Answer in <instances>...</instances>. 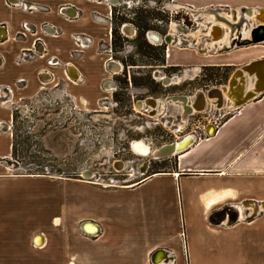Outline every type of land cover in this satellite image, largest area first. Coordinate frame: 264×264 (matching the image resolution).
<instances>
[{
    "label": "crops",
    "instance_id": "crops-1",
    "mask_svg": "<svg viewBox=\"0 0 264 264\" xmlns=\"http://www.w3.org/2000/svg\"><path fill=\"white\" fill-rule=\"evenodd\" d=\"M118 4L0 0V167L4 161L7 170L14 167L7 160L12 140L6 129L16 99L35 96L53 83L62 84L80 105L112 95L117 67L101 45L111 42L112 10ZM170 6L166 9L188 10L196 28L186 47L182 37L172 35L167 65L193 77L204 67L231 71L226 83L194 90L190 103L180 107L183 123L191 116L183 106L194 102L203 110L205 98L201 104L198 92L205 95L207 122L196 127L200 137L180 140L194 138L173 156L176 170L131 185L1 171L0 264H264V42L229 51L214 48L238 32L245 39L262 36L264 0H172ZM205 18L213 20L208 25L222 26L224 35L220 29L212 35V27L205 34ZM245 67L256 70V83L246 88L240 82L236 95L227 96V104L234 105L217 107V97L210 103L216 99L210 91H229L232 77L243 75ZM260 87L235 106L243 94Z\"/></svg>",
    "mask_w": 264,
    "mask_h": 264
},
{
    "label": "rangeland",
    "instance_id": "rangeland-1",
    "mask_svg": "<svg viewBox=\"0 0 264 264\" xmlns=\"http://www.w3.org/2000/svg\"><path fill=\"white\" fill-rule=\"evenodd\" d=\"M145 5L156 10H166L172 17L179 13L178 18L170 22L166 36L154 32L162 38L168 35L182 37L184 47L189 44L190 39L187 37L195 32L196 25L188 10L171 11L166 9L172 7L170 2L160 7L152 0H122L117 7L121 11L125 7L127 11ZM209 22V18L203 21V25L208 28L205 34L210 31ZM152 23L164 27L160 21L154 20ZM128 29L127 32L131 33L125 36L133 40L137 30L132 24H128ZM162 43L165 42L151 44ZM101 49L122 66L117 73L112 71L111 79L115 83L112 95L95 104L80 105L65 92L62 84L54 86L53 83L35 96L16 99L11 105L12 120L6 130L12 146L15 139L18 154L13 157L11 151L7 160H12L15 166L7 170V162L4 161L0 172L5 171L11 175L84 177L92 178L102 185L122 186L137 183L156 172L169 171L175 157L161 158L156 162L153 160L155 155L135 154L131 144L146 140L155 150H160L166 144L180 141L194 131H197L199 138L200 132L196 127H202L207 122L202 118L206 117L202 113L206 107L200 112L194 110L195 115L186 119L184 117L181 123L180 107L186 103L175 100L167 102L166 99L185 95L190 103L194 90H207L208 85H222L231 74L230 70L202 71L198 77H193L189 70L168 72L164 68L147 65L146 60L136 54L132 43L127 44L123 52L117 53L118 59L112 55L111 42L102 44ZM173 55L177 56V52H173ZM131 57L138 65L127 67L129 78L144 77L150 73L155 82L161 85V92L152 94L147 88L132 85L128 89L121 88L115 77H123L122 60L128 61ZM114 93L119 94L121 102L114 100ZM150 97L161 100L157 107L146 103ZM212 100L210 103H215ZM230 105L228 103L226 106ZM210 110L207 109V116H210ZM119 162H124L125 166L120 168Z\"/></svg>",
    "mask_w": 264,
    "mask_h": 264
},
{
    "label": "trees",
    "instance_id": "trees-1",
    "mask_svg": "<svg viewBox=\"0 0 264 264\" xmlns=\"http://www.w3.org/2000/svg\"><path fill=\"white\" fill-rule=\"evenodd\" d=\"M151 1V0H148ZM155 1L160 7L164 6V4L171 2L172 0H152ZM125 7L123 11H121L117 5L113 7L112 10V38H111V52L115 59H118L117 53L123 52L127 44L132 43V45L136 49V54L145 59L147 65L150 66H158L164 68L168 72L171 71L173 73L179 72L182 70L179 66H168L166 63V43H162L161 45H153L147 40V33L150 31H158L161 35L166 36L168 34L169 24L173 19L178 18L179 13L172 17L170 13L166 10H156L151 8L149 5H145L144 7L137 9H129L125 12ZM160 21L164 24V27H158L154 25L152 22ZM125 24H132L136 30V36L133 40H130L122 33V27ZM124 65L123 77H115L116 82L123 89H128L130 85L134 87H142L147 88L148 91L152 94H156L161 92V85L156 83L152 78V75L146 74L144 77H133L129 78L128 76V66H137V61H135L132 57L130 60L125 61L122 60ZM220 71V70H230L229 67H204L202 71ZM208 76V75H206ZM114 100L116 102H121L118 93H114ZM15 119V115L13 116ZM17 147L14 139L12 146V155L13 157L17 156ZM177 169V161L175 159L173 166L170 170ZM168 172V171H160Z\"/></svg>",
    "mask_w": 264,
    "mask_h": 264
},
{
    "label": "water",
    "instance_id": "water-1",
    "mask_svg": "<svg viewBox=\"0 0 264 264\" xmlns=\"http://www.w3.org/2000/svg\"><path fill=\"white\" fill-rule=\"evenodd\" d=\"M120 1H122V0H112V3H114V4H118ZM210 23H213V20H212V22H210ZM245 27H248V26H245ZM128 28V24H125L123 27H122V33L123 34H127L126 33V31L128 30L127 29ZM236 34H238V35H230V37H233V39L232 40H230L228 43H226L223 47H221V48H218V44H214V48L217 50V51H229V50H231V49H233V48H235V47H243V46H247V45H255V44H258V43H261V42H264V34L262 35V36H260V35H256V34H253L252 35V38L251 39H245L244 38V34L243 33H241V34H239V32L238 33H236ZM146 37H147V39L149 40V37H148V33H147V35H146ZM161 37V36H160ZM172 38H174L172 35H168L166 38H162L161 37V42H165L166 44H168V45H170V44H172L173 42H172ZM175 40V39H174ZM217 43V42H216ZM111 62L113 63V64H116V66L117 67H119V70L121 69V64H117V63H115V61L114 60H111ZM254 63H252L251 65H253ZM250 65V66H251ZM249 67V66H248ZM118 70V71H119ZM242 73H243V75L241 74V73H237V74H235L233 77H232V80H231V88H230V90L228 91V95H230V93H233V94H231L230 96L232 97V96H234V95H236L235 94V92H234V90L235 91H238V89L237 88H239V85H240V82H242V83H244L245 82V80H244V74H250L251 75V73H250V71L248 70V68H244L242 71H241ZM258 88V87H257ZM261 89H262V87H260L259 88V90H257V91H254V92H249V93H245V94H243L242 96H241V98H242V101H244V102H246L247 100H249V99H251L250 97H254V95H256V93L257 92H259V91H261ZM212 91H214V90H211L210 91V93H209V95H210V97H212L211 96V92ZM231 91V92H230ZM198 96L200 97V98H203V93L202 92H198ZM218 98H220V97H218ZM153 98L152 97H150V98H148L147 99V101H151ZM167 102H170L171 100H176V101H184V102H188V98L186 97V96H178V97H168L167 99ZM237 102H239V101H235L234 103H235V106H240V105H242L244 102H242L241 104H239V103H237ZM186 111H187V113L188 114H191L193 111H192V107L191 106H186ZM142 140H140V141H134L132 144H131V148H132V146H133V144H135V143H138V142H141ZM175 143V142H174ZM174 143H170V144H166L165 146H167V145H171L170 147H168V149L167 150H164V151H162V152H160L158 155H157V157H159V158H167V157H170L172 154H174L175 152L176 153H180V152H182L183 150H185V149H183V150H181V151H178L177 150V148H182V147H184L185 146V144L187 143V141H184V140H182L181 142H178L177 144H174ZM164 152H165V154H164ZM8 163H12V160H8ZM14 166H15V164H13Z\"/></svg>",
    "mask_w": 264,
    "mask_h": 264
},
{
    "label": "bare ground",
    "instance_id": "bare-ground-1",
    "mask_svg": "<svg viewBox=\"0 0 264 264\" xmlns=\"http://www.w3.org/2000/svg\"><path fill=\"white\" fill-rule=\"evenodd\" d=\"M211 27H212V35H218V29H220L221 30V35H224V29H223V27L222 26H220V25H217V24H211ZM246 28V27H245ZM215 33V34H214ZM148 37H150V39L152 40V41H154V42H159L160 41V37H159V35L157 36V34H154V33H148ZM180 39V38H179ZM223 39V38H222ZM221 39V40H222ZM151 40H149V41H151ZM173 40V39H172ZM221 40H219L217 43L215 42V44H219V42H221ZM181 41V40H180ZM179 42V41H178ZM116 65V64H115ZM117 67V66H116ZM122 68V67H121ZM118 70H119V67H117V70L116 71H114L115 73H117L118 72ZM256 72V70H254L253 71V68H251V71H250V73L252 74V77H248L247 79L246 78H244L245 79V86H246V88L247 87H250L252 84H255L256 83V75H257V73H255ZM250 76V75H249ZM244 77H245V75H244ZM264 89V88H263ZM262 89V90H263ZM211 96L212 97H210V98H213V97H220V98H218L219 99V102H218V99L216 98V99H213L212 101L213 102H218V105L217 104H215L217 107H222V108H225L226 107V105H227V99L229 100V97H227L228 96V88H219V89H214V91H212L211 92ZM255 96V95H254ZM203 97L205 98V106L207 105V99H206V97H205V95L203 94ZM188 98V97H187ZM250 98H252V97H250ZM231 99H232V97H231ZM237 100V99H236ZM159 102L161 101V100H158ZM176 101V100H175ZM204 100H203V98H202V102H201V104H203L204 102H203ZM184 102V101H183ZM230 101H228V103H229ZM243 101H241V99H240V101L239 102H237V103H242ZM148 104H150V105H152V107H156V106H158V102H157V100L156 99H152L151 101H148L147 102ZM184 103H186V102H184ZM188 103V102H187ZM194 102H192V104L190 105L191 107H192V111H194V110H197V107H196V105H194L193 104ZM198 103V106H200L201 104H199V102H197ZM230 103H232L233 104V102H230ZM234 105V104H233ZM199 110V112H200V110H202V109H198ZM186 117H187V115H186ZM186 117H185V119H186ZM192 139H193V141H192ZM192 139H190V141L188 142V143H186L185 144V146L184 147H182V148H177V150L178 151H181V150H183V149H185L186 147H188V146H190V144H192V142H194V138H192ZM196 139V138H195ZM138 141H140V140H138ZM178 142H180V141H177V142H175L174 144H177ZM171 145H167V146H163L160 150H155L154 149V147H153V145L151 144V143H149V142H147L146 140H142L141 142H138V143H135V144H133V146H132V151L135 153V154H137L138 156H150V155H155V156H157L160 152H162V151H164V150H167L168 149V147H170ZM164 154H165V152H164ZM174 155H177V153L175 152L174 154H172L171 156H174ZM119 164V166L120 167H124L125 166V163L124 162H119L118 163ZM10 165H12V166H14L13 165V163H10Z\"/></svg>",
    "mask_w": 264,
    "mask_h": 264
},
{
    "label": "flooded vegetation",
    "instance_id": "flooded-vegetation-1",
    "mask_svg": "<svg viewBox=\"0 0 264 264\" xmlns=\"http://www.w3.org/2000/svg\"><path fill=\"white\" fill-rule=\"evenodd\" d=\"M129 33H131V32H129ZM147 102H148V101H146V103H147ZM157 102H158V101H157ZM156 107H157V106H156ZM205 107H206V106H205ZM190 115H191V116H194L195 114H190ZM193 133L198 134L197 131H194ZM150 156H151V155H150ZM160 159H161V158H159V157H157V156H154V158H153V160L156 161V162H157V161H160ZM150 163H151V161H150ZM143 175H145V174H143Z\"/></svg>",
    "mask_w": 264,
    "mask_h": 264
},
{
    "label": "built area",
    "instance_id": "built-area-1",
    "mask_svg": "<svg viewBox=\"0 0 264 264\" xmlns=\"http://www.w3.org/2000/svg\"><path fill=\"white\" fill-rule=\"evenodd\" d=\"M51 63V62H50ZM1 91V90H0ZM215 123L214 124H216L217 125V123H219V119H216V121H214ZM189 135H192V136H195L196 138H198V134H196V133H192V134H189ZM185 138V137H184Z\"/></svg>",
    "mask_w": 264,
    "mask_h": 264
}]
</instances>
